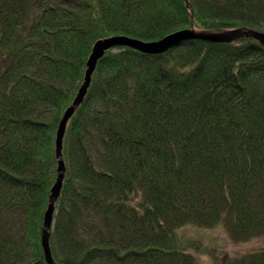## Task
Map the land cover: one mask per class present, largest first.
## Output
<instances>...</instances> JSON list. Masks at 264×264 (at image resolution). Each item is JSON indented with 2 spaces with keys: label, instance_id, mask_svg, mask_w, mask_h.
I'll list each match as a JSON object with an SVG mask.
<instances>
[{
  "label": "trees",
  "instance_id": "trees-1",
  "mask_svg": "<svg viewBox=\"0 0 264 264\" xmlns=\"http://www.w3.org/2000/svg\"><path fill=\"white\" fill-rule=\"evenodd\" d=\"M193 25L264 33V0H0V264H47L56 134L94 44ZM64 157L57 264H201L203 243L178 234L190 225H223L235 243L264 236V46L108 51ZM225 264H264V249Z\"/></svg>",
  "mask_w": 264,
  "mask_h": 264
},
{
  "label": "water",
  "instance_id": "water-1",
  "mask_svg": "<svg viewBox=\"0 0 264 264\" xmlns=\"http://www.w3.org/2000/svg\"><path fill=\"white\" fill-rule=\"evenodd\" d=\"M188 2V0H186ZM192 26L190 29H185L164 37L161 40L145 42L133 39L126 36H114L98 40L92 49V53L87 63V69L82 86L72 103L62 117L55 139V153L58 161V176L52 193L49 199L48 209L45 214L44 224L42 229L41 244L44 251V256L47 264H57L53 257L50 238L54 227L55 214L58 200L61 196V191L66 178L67 166L64 157V140L66 130L71 117L76 110L83 104L89 88L92 83L93 75L97 65L106 53L110 50H115L119 47H130L146 54H163L169 51L172 47L182 41L187 40H204L213 43H234L242 39H250L259 42L264 46V33L247 28L226 29L216 32H204Z\"/></svg>",
  "mask_w": 264,
  "mask_h": 264
},
{
  "label": "rangeland",
  "instance_id": "rangeland-1",
  "mask_svg": "<svg viewBox=\"0 0 264 264\" xmlns=\"http://www.w3.org/2000/svg\"><path fill=\"white\" fill-rule=\"evenodd\" d=\"M210 31L216 32L215 30H205L204 32ZM178 234L188 240L203 243L206 247L205 252L198 254V260L201 264H213L214 262L225 264L226 261L235 257L264 249V236H259L247 242L235 243L223 225L210 229L190 225L179 229Z\"/></svg>",
  "mask_w": 264,
  "mask_h": 264
}]
</instances>
